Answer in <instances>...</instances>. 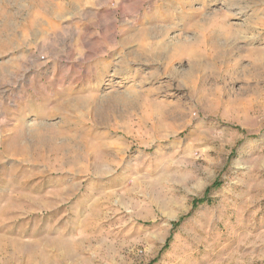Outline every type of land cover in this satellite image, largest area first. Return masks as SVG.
<instances>
[{"label": "rangeland", "instance_id": "374dc122", "mask_svg": "<svg viewBox=\"0 0 264 264\" xmlns=\"http://www.w3.org/2000/svg\"><path fill=\"white\" fill-rule=\"evenodd\" d=\"M0 264H264V0H0Z\"/></svg>", "mask_w": 264, "mask_h": 264}]
</instances>
